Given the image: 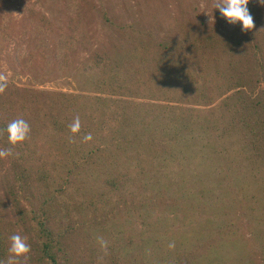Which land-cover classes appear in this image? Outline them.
<instances>
[{"label": "rangeland", "instance_id": "374dc122", "mask_svg": "<svg viewBox=\"0 0 264 264\" xmlns=\"http://www.w3.org/2000/svg\"><path fill=\"white\" fill-rule=\"evenodd\" d=\"M216 2L0 0V97L50 92L44 112L76 110L105 147L76 168L41 130L34 164L0 158V260L20 234L31 250L18 264H55L37 210L58 264H264V6L250 0L242 31ZM102 109L117 119L106 137L91 129ZM42 163L45 188L29 174Z\"/></svg>", "mask_w": 264, "mask_h": 264}, {"label": "trees", "instance_id": "16d2710c", "mask_svg": "<svg viewBox=\"0 0 264 264\" xmlns=\"http://www.w3.org/2000/svg\"><path fill=\"white\" fill-rule=\"evenodd\" d=\"M215 40L216 39L213 37H208L206 39V42H204L205 44H203L205 51L210 53V50H212L211 47ZM256 43L257 42L255 41V44ZM258 46H260V44ZM189 47H190L189 49L192 50L196 49V47L198 48L199 47L198 39L190 41ZM241 54L245 55L246 57V61L249 64V67L247 66V68L249 69L251 68L252 70L253 53H251L249 49H245ZM256 60H258L259 62L261 61L258 55H256ZM124 63L126 64L127 68L128 67L130 68V66L133 67V69H135L136 75L138 76V72L140 70L136 66L135 60L125 59ZM166 75H169V78L172 76L169 73H166ZM256 76L257 75H255L254 77ZM18 91H16V94H18L17 96L15 95V92L12 91L11 95L15 97H8L7 94H5L3 97H0V138H2V141L4 142V149L10 148L12 150L11 156H13L14 159L20 158L23 159V161L27 160L32 162L33 164L35 163L37 145H40L42 141V139H40L42 136L40 135L41 130H44L46 135H48V133L49 134L51 133L52 139H54L53 142L58 141V143H60L62 142L61 138L66 140L65 146L69 152H72L71 157L75 159L76 168L79 165L77 163V161L79 160V156L84 155V152H86V150L87 151L89 150L88 154H90L91 156L95 150L105 149V147H102L103 143H100L96 139L87 140V141L84 140V137L88 135L90 131L88 129L89 122H87L88 123L87 125V123L83 119H81L80 115L77 113L76 110L71 113H67L66 111L62 112L61 108L57 109V107H54L56 108V111L44 112L43 110L44 105L42 104L43 101L45 102L47 101L48 97L46 94L40 93V96L36 98L34 96L33 91H29L26 88L19 89ZM48 95L50 96L49 98H52V94H50V92H48ZM56 101L57 100L55 99L53 103L56 104ZM71 108H75L74 104L72 105ZM62 109L64 108L62 107ZM100 113L102 114V116L99 117L100 122L97 123V125H95L94 128L91 127V129H95L96 132H99V130H101L103 133V137H106L105 135L107 136L109 135V131L107 130L111 128V125L117 119L115 118L116 115L110 111H107V109L106 110L102 109ZM33 115L38 116L37 123L31 122ZM76 117H79L81 127L79 132L74 134L71 132L70 125L73 123ZM16 119H24L25 121L27 119L28 121H30L28 124L31 130L28 138L25 141L13 146L9 143L6 127L10 122ZM121 121L124 122L125 120L122 119ZM259 132L261 135L264 134V131L261 132L260 130ZM87 142L88 143L91 142L90 147L88 149L84 147V145ZM36 166L37 168L33 172H30L29 174H31L32 177H35L43 185V188H45L50 184L49 182L50 174H48V169L44 165V163ZM41 196L42 198H44L45 201L44 206L42 208L43 211L46 212V206H49V204L47 203L48 199L45 190L41 192ZM33 213H34L33 220L35 222L33 226L34 230L37 231L39 236L45 238V240H42L44 245L41 247V250L45 252L46 256L51 257L52 261L55 264H58L59 260L57 257V253L54 250V248L59 244V242L57 241L58 238L56 236H52V232L50 231L49 227H47L46 221L43 219L46 217L40 215V213H38L37 210H34ZM3 242H4L3 230H2V226L0 225V252H1V245Z\"/></svg>", "mask_w": 264, "mask_h": 264}, {"label": "clouds", "instance_id": "9594fccd", "mask_svg": "<svg viewBox=\"0 0 264 264\" xmlns=\"http://www.w3.org/2000/svg\"><path fill=\"white\" fill-rule=\"evenodd\" d=\"M256 2L264 6V0H256ZM250 0H217L214 9H218L227 23L231 25L240 24L241 30H250L254 27V19L249 10L248 4ZM6 87V84H0V91ZM81 127L79 117H76L73 123L70 125L72 133H78ZM30 126L24 119H16L10 122L6 131L8 133L9 143L15 146L18 143L25 141L30 133ZM91 134L84 137V140H91ZM12 155V150L0 149V158H5ZM10 248L7 264H18L20 257H25L31 250L30 244L27 242L26 237H22L20 234H13L10 236ZM101 245L106 247V242L100 241ZM0 264H5L0 260Z\"/></svg>", "mask_w": 264, "mask_h": 264}]
</instances>
